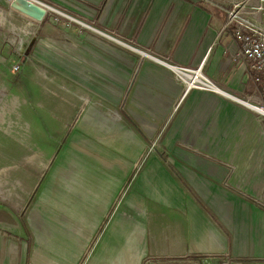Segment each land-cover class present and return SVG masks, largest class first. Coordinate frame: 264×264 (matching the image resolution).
<instances>
[{"label": "crops", "instance_id": "1", "mask_svg": "<svg viewBox=\"0 0 264 264\" xmlns=\"http://www.w3.org/2000/svg\"><path fill=\"white\" fill-rule=\"evenodd\" d=\"M89 1L96 7L102 3V0ZM127 1L104 2L105 11H102L99 22L105 29H114L119 18L123 17ZM149 1L130 0V11L120 35L125 38L134 36L144 14L138 36L141 46L149 47L159 34L157 52L164 54L171 49L180 63H189L193 58L203 60L215 50L211 74L225 55H232L239 49L240 42L233 29L223 30L233 0H227L229 7L224 9L225 20L200 4L192 7L191 2L198 3V0L181 3L154 0L148 7ZM17 12L27 17L25 27H40L47 21L37 22L27 14ZM66 37L70 38L69 35ZM109 38L120 42L115 37ZM236 64L240 67L234 73L233 87L248 92L246 84L253 82L250 64L246 60ZM145 67L140 82L151 85V90L145 89L144 97L147 94L153 97V102L145 106V111L153 117L152 122H146L145 116L133 112L132 108L129 110L131 115H125L126 120L108 107L101 110L93 106L87 110L84 120L92 127L96 122L97 127L114 130L121 141L109 145L118 148L117 151L135 146L139 153L147 146L148 137H156L166 123L169 129L161 140L174 149L175 156L169 157L168 163L155 156L148 159L132 190L121 196L119 190L132 174L137 158L106 160L101 166L108 171L101 178L90 179L101 187L97 193L63 196L58 200L39 198L36 202L39 209L33 210L30 216V232L38 237L31 264L42 263L37 246L48 240L54 242L55 235L64 237L68 249L62 263L53 261L52 264H77L80 260L83 264H231L232 260H244L250 264L255 258L264 257V206L239 193L244 190L254 193L253 196L264 195V177L258 171L257 175L255 171L250 173L244 162L259 156L260 152L242 150L244 140H250L253 135L258 146L263 139L254 132L253 126H259L255 115L207 91L192 92L183 107L171 110L181 86L171 79L165 68L151 61ZM128 79L124 75L120 87L110 96L112 104L120 101ZM161 102L165 103L163 109ZM213 102L215 105H207ZM173 112L176 113L171 114ZM132 116L144 126V132L129 123ZM227 121H233L234 126L228 129ZM228 132L231 136L234 132L229 137L234 145L230 151L226 138ZM214 137L218 141H212ZM191 138L195 139L198 148L208 149L207 154L176 147L179 141ZM228 163L235 165L233 171L228 168ZM119 174H123L120 180ZM225 180L233 187H228ZM58 212L64 217L61 221L52 218ZM35 217L38 220L35 221ZM23 242L21 263L27 258V241ZM2 246L6 252L1 264H10L5 259L9 244L3 242Z\"/></svg>", "mask_w": 264, "mask_h": 264}, {"label": "rangeland", "instance_id": "2", "mask_svg": "<svg viewBox=\"0 0 264 264\" xmlns=\"http://www.w3.org/2000/svg\"><path fill=\"white\" fill-rule=\"evenodd\" d=\"M37 1L49 8L45 19L47 21L40 27H25L27 17L12 9L9 0H0V264L6 252L2 246L3 242L9 244L5 259L7 258L10 264L32 262V254L36 248L34 243L38 237L36 234L35 238L34 233L30 232V216L33 210L39 209V206H36L39 198L51 197L58 200L63 196L97 193L101 187L90 179L101 178L102 174L108 171L105 166H101L106 160L137 158L132 174L120 188V193L118 192L121 196L132 190L136 177L148 159L155 156L168 163V158L175 156L174 149L163 144L161 140L169 129L166 123H163L162 131L156 137H148L147 146L139 153L135 146L122 147L124 150L117 151L118 148L109 145L121 141V137L114 130H108L104 126L97 127L99 124L96 122L92 127L84 120L87 110L93 106L101 110L108 107L124 119L127 118L125 115H131L129 110L132 108L133 112L145 116L146 122H152L153 117L145 111V106L153 102V97L148 96L149 94L144 97L145 89L151 90V85L140 82L148 61L165 68L171 79L181 86L171 110L176 111L183 107L192 92L207 91L255 115L259 126H253L254 132L263 139L259 141L258 146L253 140L256 138L253 135L250 140H244L242 150L260 152L259 156L244 162L250 173L255 171L257 175L258 171L264 177V123L255 111L236 100L203 88L199 83L191 84L183 76L185 73H194L202 65L203 74L218 87L245 100L247 91L233 87V76L240 66L234 61L228 62L231 54L225 55L211 74L215 50H212L208 57H204V60L193 58L189 63H180L171 49L164 54L157 52L160 44L159 34L150 46L145 48L138 42L144 14L139 20V28L134 36L125 38L120 34L130 11V0L127 1L123 17L119 18L114 29H105L99 22L102 11H105L103 4L110 0H102L97 7L91 6L89 0ZM181 2L184 0H175V3ZM153 3L154 0H150L148 7ZM191 3L192 7L200 4L214 15L219 14L224 20V9L231 6L227 0H198V3ZM172 13L171 10V15ZM67 35L70 38H67ZM108 36L115 37L120 42ZM55 38L62 46L57 40H52ZM170 65L179 70L172 69ZM124 75L129 79L120 101L114 105L110 96L120 87ZM164 105L165 103L161 102L162 109ZM207 105L215 104L213 102ZM129 123L144 132V126L135 117L130 119ZM226 124L228 129L234 126L233 121H227ZM246 131L244 128V132ZM232 136L228 132V151L234 149L229 140ZM194 141L193 138L185 142L179 141L176 147L191 153L195 151L207 154L208 149L198 148ZM212 141L218 139L215 140L214 137ZM228 168L233 171L235 165L228 163ZM224 183L233 187L227 180ZM239 193L251 202L264 199L261 193L256 196L244 190ZM52 218L56 221L64 219L59 212ZM33 219L38 220L36 217ZM25 235L27 237H24ZM55 236L52 238L54 242L50 243L48 240L44 245L37 246L41 264L64 261L68 247L63 236ZM23 240L27 241V258L21 263ZM80 261L77 264H83V261Z\"/></svg>", "mask_w": 264, "mask_h": 264}, {"label": "built area", "instance_id": "3", "mask_svg": "<svg viewBox=\"0 0 264 264\" xmlns=\"http://www.w3.org/2000/svg\"><path fill=\"white\" fill-rule=\"evenodd\" d=\"M225 21L223 30L233 29L240 42L239 49L233 52L228 62H249L253 82L246 85L249 91L245 101L251 103V109L264 123V0H233ZM258 203L264 206V200ZM230 263L249 264L243 260ZM250 264H264V257L255 258Z\"/></svg>", "mask_w": 264, "mask_h": 264}, {"label": "bare ground", "instance_id": "4", "mask_svg": "<svg viewBox=\"0 0 264 264\" xmlns=\"http://www.w3.org/2000/svg\"><path fill=\"white\" fill-rule=\"evenodd\" d=\"M54 9V8H53ZM56 9V8H55ZM63 13V12H62ZM73 18V17H71ZM208 55V54H207ZM206 55V57H207ZM204 60V59H203ZM206 62V61H205ZM204 63V62H203ZM171 67L172 69H175V70H179L178 68H176V66L172 67L171 65L169 66ZM201 68H202V65H201ZM201 68L197 71H195L194 73H189V74H183V76L185 77V79L187 81H190V83L194 84V83H199L198 85H202L203 88H208V89H211L212 91L216 92V93H220L226 97H228L229 99L231 100H237L240 104L244 105L245 107L247 108H252V105L251 103H248L247 101L243 100L242 98L236 96V95H233V94H230L229 92L225 91L224 89L218 87L212 80L209 79L208 76H206L205 74H203ZM190 70V69H189ZM192 70V69H191ZM196 70V69H195ZM180 76V75H179ZM182 78V77H180ZM195 86V85H194ZM188 87V86H186ZM190 87V86H189Z\"/></svg>", "mask_w": 264, "mask_h": 264}, {"label": "water", "instance_id": "5", "mask_svg": "<svg viewBox=\"0 0 264 264\" xmlns=\"http://www.w3.org/2000/svg\"><path fill=\"white\" fill-rule=\"evenodd\" d=\"M10 5L13 9L27 14L37 22L45 20L49 13V8L37 0H12Z\"/></svg>", "mask_w": 264, "mask_h": 264}]
</instances>
